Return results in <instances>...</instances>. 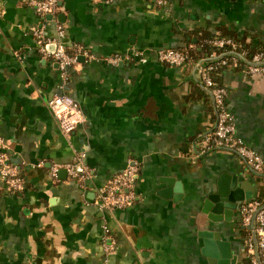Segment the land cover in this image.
I'll return each instance as SVG.
<instances>
[{
	"label": "crops",
	"instance_id": "1",
	"mask_svg": "<svg viewBox=\"0 0 264 264\" xmlns=\"http://www.w3.org/2000/svg\"><path fill=\"white\" fill-rule=\"evenodd\" d=\"M58 4L53 16L41 17L27 0H0V136L24 178L14 191L0 176V264H213L201 251L198 229L207 226L198 201L222 174L249 181L253 196H264V175L232 150L200 152L216 110L197 61L165 64L156 50L198 48L199 35L226 30L264 41V0ZM57 22L76 56L65 76L33 33L43 27L52 34ZM116 52L128 57L105 59ZM215 76L228 88L236 133L264 157V73L226 66ZM62 92L85 115L69 135L46 104ZM80 151L85 175L72 178L62 165L56 177L50 174ZM130 157L140 166L135 201L97 208L98 186ZM239 220L236 210L231 226L215 222L213 228L230 240L235 264H248ZM105 234L116 242L108 255Z\"/></svg>",
	"mask_w": 264,
	"mask_h": 264
},
{
	"label": "built area",
	"instance_id": "2",
	"mask_svg": "<svg viewBox=\"0 0 264 264\" xmlns=\"http://www.w3.org/2000/svg\"><path fill=\"white\" fill-rule=\"evenodd\" d=\"M35 12L44 17L55 14L59 6V0H27ZM154 4L164 5L167 0H150ZM36 36L38 47L43 54H52L58 63L62 76H65L68 67L75 60V54L67 51L64 44L65 28L57 22L55 31L49 34L43 27H37L33 31ZM208 41L214 46L210 56L215 57L217 52L228 48V58H222L216 63H211L204 58L196 60L199 70L200 81L206 88L213 101L216 110V119L213 128L206 132L200 142V152L213 148L229 149L239 154L246 164L255 172L264 175V157L255 149L248 146L241 136L236 133L234 114L227 105L228 88L215 80L214 76L220 71L216 67L221 65L236 66L248 74L264 73V50L254 51L250 57L246 56L247 48L241 42L229 36H214ZM48 43L54 45L49 51ZM238 49V50H237ZM159 61L175 66H184L193 60L188 48L161 47L156 50ZM90 57L92 55L89 54ZM128 57L126 54L113 53L105 59L111 63L118 62L121 58ZM46 104L56 119L59 129L69 135L79 123L84 122L85 115L74 98L66 93H55L46 100ZM84 151H80L68 162L53 165L50 174L56 177L58 168L64 166L67 174L72 178L86 174L87 166L83 158ZM140 173V166L136 159L130 157L125 166L113 173L104 183L98 186L97 196L93 203L99 209H120L131 205L136 198L134 184ZM0 176L6 187L10 190H21L24 186V178L20 174L17 163L9 158L7 143L0 136ZM239 225L242 230L245 259L248 264H264V196H252L242 200L238 207ZM107 232V226H104ZM102 247L106 255L116 248L113 238L105 234Z\"/></svg>",
	"mask_w": 264,
	"mask_h": 264
},
{
	"label": "water",
	"instance_id": "3",
	"mask_svg": "<svg viewBox=\"0 0 264 264\" xmlns=\"http://www.w3.org/2000/svg\"><path fill=\"white\" fill-rule=\"evenodd\" d=\"M51 16L48 14V17ZM179 189L178 185L176 190ZM252 196V185L249 181L237 183L236 177L228 180L227 176L222 174L216 180L215 187L210 188L198 201L197 210L207 226L198 229V235L202 239L201 251L211 263L235 264L236 254L232 253L230 240L222 239L220 231L213 228V223L228 222V226H231L240 202Z\"/></svg>",
	"mask_w": 264,
	"mask_h": 264
},
{
	"label": "trees",
	"instance_id": "4",
	"mask_svg": "<svg viewBox=\"0 0 264 264\" xmlns=\"http://www.w3.org/2000/svg\"><path fill=\"white\" fill-rule=\"evenodd\" d=\"M214 36H229L241 42L243 47L247 48V52H246L247 57H250L251 54L258 49L264 50V41L260 40L258 42H253L249 38H246L245 34H237V33H233L231 31L226 30L218 34H214V35H203V34L199 35V40L197 43L198 48L196 47L188 48V51L191 54L193 59L198 60V59L204 58L208 62L216 63L220 61V59L222 58H225V57L228 58L229 56L228 53L230 52L228 51V48H223L219 50L215 57L210 56V53L214 50V46L208 41V39ZM224 67L226 66L220 64L219 66L216 67V71H220ZM215 77L216 76H214V78Z\"/></svg>",
	"mask_w": 264,
	"mask_h": 264
}]
</instances>
